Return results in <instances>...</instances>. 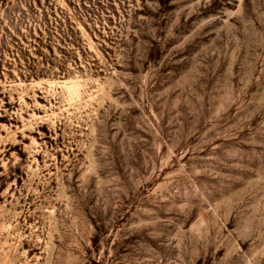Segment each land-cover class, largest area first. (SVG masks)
<instances>
[{
  "label": "rangeland",
  "instance_id": "374dc122",
  "mask_svg": "<svg viewBox=\"0 0 264 264\" xmlns=\"http://www.w3.org/2000/svg\"><path fill=\"white\" fill-rule=\"evenodd\" d=\"M0 264H264V0H0Z\"/></svg>",
  "mask_w": 264,
  "mask_h": 264
}]
</instances>
